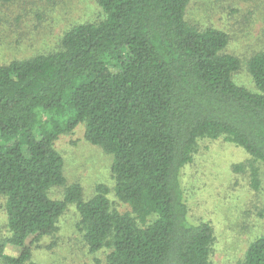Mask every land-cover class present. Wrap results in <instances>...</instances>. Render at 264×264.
Returning a JSON list of instances; mask_svg holds the SVG:
<instances>
[{"label":"trees","instance_id":"1","mask_svg":"<svg viewBox=\"0 0 264 264\" xmlns=\"http://www.w3.org/2000/svg\"><path fill=\"white\" fill-rule=\"evenodd\" d=\"M189 4L99 0L102 16L68 29L58 50L0 66L8 264H40L33 247L71 204L89 250L109 249L105 264H213L215 228L191 219L182 173L205 138L264 165V50L247 61L252 91L235 78L243 59L228 51V32L189 21ZM80 124L113 155L114 193L129 210L115 207L105 183L88 198L82 184H68L55 142ZM250 172L260 189L259 168ZM56 187L62 198L51 196ZM7 243L18 256L4 253ZM238 264H264V231Z\"/></svg>","mask_w":264,"mask_h":264},{"label":"rangeland","instance_id":"2","mask_svg":"<svg viewBox=\"0 0 264 264\" xmlns=\"http://www.w3.org/2000/svg\"><path fill=\"white\" fill-rule=\"evenodd\" d=\"M101 16L99 0H0V66L56 51L68 29ZM187 16L201 28L214 26L228 32V51L243 59L235 78L256 91L251 88L247 61L264 50V0H190ZM55 145L64 158L68 184H82L88 198L99 183H105L115 207L129 210L114 193L113 155L85 139L83 124L62 133ZM252 166L259 168L260 189L251 184ZM182 179L191 219L207 220L215 228L213 264H238L251 240L264 231L263 163L234 143L205 138L199 141ZM64 189L54 188L51 196L62 198ZM5 204L6 198L0 195V244L10 233ZM80 218L76 205H69L59 219L58 230L33 247V260L40 264H105L109 249L89 250L79 228ZM4 253L18 256L20 248L7 243ZM0 264L8 263L0 256Z\"/></svg>","mask_w":264,"mask_h":264}]
</instances>
